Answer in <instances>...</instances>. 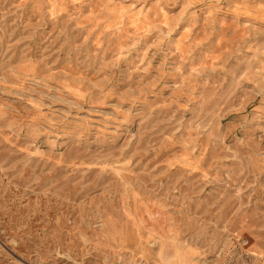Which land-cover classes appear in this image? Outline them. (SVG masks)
Here are the masks:
<instances>
[{
  "label": "rangeland",
  "instance_id": "rangeland-1",
  "mask_svg": "<svg viewBox=\"0 0 264 264\" xmlns=\"http://www.w3.org/2000/svg\"><path fill=\"white\" fill-rule=\"evenodd\" d=\"M0 264H264V0H0Z\"/></svg>",
  "mask_w": 264,
  "mask_h": 264
}]
</instances>
